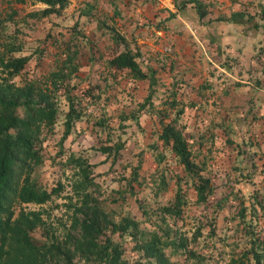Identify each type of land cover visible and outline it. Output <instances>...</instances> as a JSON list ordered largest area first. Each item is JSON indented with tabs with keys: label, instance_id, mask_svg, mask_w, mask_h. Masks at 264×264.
<instances>
[{
	"label": "trees",
	"instance_id": "1",
	"mask_svg": "<svg viewBox=\"0 0 264 264\" xmlns=\"http://www.w3.org/2000/svg\"><path fill=\"white\" fill-rule=\"evenodd\" d=\"M32 1L44 4L37 10L40 16L50 13L58 14L66 3V0ZM193 2L200 16L201 3L197 0ZM85 7L87 11H92V3L86 2ZM236 14L239 13H233V15ZM92 18L95 21L94 27L96 28V25L100 27L102 33L100 39H113V43L103 47L105 65L109 67L108 75H103L106 77L107 84L115 86L117 80L108 79L121 72V76L128 73V78L135 87L137 84L145 85V95L139 102V107L144 111L150 106L149 113L153 120L151 125L153 124L154 127L155 141L150 143V148L147 147L153 153L156 166H166L162 151L167 149L184 172V180H191L195 200L198 203H205L208 194L211 193L212 185L210 177L203 174L201 169L209 170H206V163L207 160L212 159L209 155L210 150L220 144L213 142V135L210 132L205 136L198 126L193 127L186 134L185 123L178 120L183 106H179L177 102L183 95L181 90L189 85V82L182 76L177 77L172 74L170 87L160 95L161 99L156 102L157 107L153 109L151 96L156 81L155 65L144 61L132 39H125L112 24L102 17L92 16ZM1 45L5 47V50L3 47L0 49V77L2 76L1 78L6 82L0 83V264H41L49 259H57L62 264H78L79 259L86 264H219L216 263L219 258L217 248H213L216 254L211 249L209 251L206 249V247H213V241H210V245H206L204 240V251L202 246H198L196 240L201 235L199 225H196L189 234L179 230L178 226L170 227V223H174L180 215L185 202L184 193L180 187V176L177 173L169 172L167 175L164 171H160L155 190L166 188L172 177L174 181L169 197L164 199L157 210L156 218L159 222L153 221L152 228L140 227V221L129 215H123L115 220L101 207L102 201L93 196L86 187L92 182V163H89L85 156L75 154L73 151L60 159L61 142L73 126L75 118L81 114L80 97L71 94L68 88L62 90V93L65 91L67 109L63 115V133L57 140V152L51 157V161L71 168L77 175L71 182L73 194L78 195L77 203H75L77 205L73 208L74 233H70L69 238L66 237L63 241L46 239L35 242L33 240L30 232L42 222L38 211L19 210L17 212L15 210L20 203H42L52 196H58L63 188L59 180L51 182L50 185H41L37 180L36 172L45 158L42 141L46 136L45 132L52 130L57 107L55 102H52L53 99L49 98L50 93L36 85L34 81L25 79L21 85L11 81L14 75L22 71L28 55L6 54L19 48V44L11 39H6ZM75 53L76 51L65 48L64 58L61 59L62 65L48 72V76H43L44 83L48 77L52 82V93L63 84L62 79L70 70L76 68L73 62ZM255 59L256 64L251 70V75L254 81L260 84L264 81V45L256 52ZM169 62L168 68L171 69L172 61L169 60ZM191 88L194 89L193 86ZM85 93L88 94L89 99L98 96L97 93L93 94L90 91V87ZM196 94L200 92L196 91ZM126 98L119 97L122 102H126ZM193 102L191 99L187 102L183 101V104L187 103L191 106L195 104ZM98 122L102 124L103 118H100ZM232 125H234L232 128L226 126L228 135L223 141L229 145L233 144L234 154H242L245 149L243 146L241 148L240 143L245 145L249 139L241 138L240 143H237L229 135V132L233 133L235 129V124ZM188 137L191 139L188 140ZM122 146V141H113L111 144L99 145L96 149L106 154L112 151L113 159ZM145 146L146 144L142 147L145 148ZM55 157L57 158L54 159ZM132 169L131 179L137 181L135 167L132 166ZM230 169L237 171L238 174L242 171L246 174L252 173L241 163H232ZM213 171H215L214 168ZM67 197L71 196L67 195ZM141 208L144 209V207ZM236 212L244 222H246L244 219L246 212L264 221V205L256 197H253L248 205L240 201ZM147 218L149 220L150 216L147 215ZM161 223L165 226H160ZM244 224L245 241L238 250L234 249L231 252L223 264H264V235L255 229L254 223L248 221L246 225ZM114 233L117 236L112 237ZM123 235L128 236L132 241L131 249L135 255L131 260L123 256L122 248L118 245ZM74 257L76 260H73Z\"/></svg>",
	"mask_w": 264,
	"mask_h": 264
},
{
	"label": "rangeland",
	"instance_id": "2",
	"mask_svg": "<svg viewBox=\"0 0 264 264\" xmlns=\"http://www.w3.org/2000/svg\"><path fill=\"white\" fill-rule=\"evenodd\" d=\"M81 3L82 0H66L60 13L40 16L37 10L44 6L40 2L0 0V49L3 47L5 50L1 43L6 39H11L19 44V48L11 52L5 51L6 54L28 55L22 71L14 75L11 81L17 85H21L25 79L34 81L36 85L50 93L49 98L53 99L52 102H55L57 107L52 130L45 132L46 136L42 141L45 158L36 169L37 180L41 185H50L56 180L63 185L58 196H52L42 203H20L15 211H38L42 222L30 232L35 242L46 239L63 241L66 237L69 238L70 233H74L73 208L77 205L75 203H77L78 195L73 194L71 182L77 175L71 168L51 161V157L57 152V140L63 133L62 121L67 109L65 91L62 93V90L68 88L71 94L80 97L81 114L75 118L73 126L61 142L60 159L63 155L73 151L75 154L85 156L87 161L92 163V182L86 187L93 196L102 201L101 207L115 220L123 215H129L140 221V227L152 228L154 227L153 221L159 222L156 218L157 210L164 199L169 197L174 181L172 177L166 188L155 190L160 171H164L167 175L169 172L177 173L180 176V187L184 193L185 202L180 215L174 223H170V227L178 226L179 230H184L189 234L196 225H199L201 235L196 240L198 246H202L204 251V240L206 245H210V241H213V247H206V249L208 251L211 249L216 254V250L213 249L216 247L219 251L216 263H225L231 252L234 249L238 250L246 239L243 234V223L244 225L248 221L254 223L255 229L264 235L262 219H256V215L246 212L244 215L246 222H244L236 212L240 201L248 205L253 197L264 205V175L246 174L244 171L238 174L233 169L229 170V156L224 157L225 162L220 161V171L214 167L215 171L213 168H206V170L209 169L207 171L201 169L203 174L210 177L212 189L206 202L198 203L195 200L191 180H184V172L167 149L162 151L166 166H156L153 153L149 150L150 143L155 141L154 127L153 124L151 125L153 120L149 113L150 106L144 111L139 107V102L145 95V89H143L145 85L137 84L135 87L134 83L129 80L128 73L124 72L122 76L120 72L118 75L109 77L108 80H117L115 86L107 84L106 77H103L109 72L107 70L109 67L105 65L103 57L105 54L103 47L113 43V39H100L102 36L100 27L97 25V29L94 27L95 21L92 16L102 17L108 22L107 19L110 20L109 17H112L111 10L109 7L99 6L98 10H96L98 7H94L92 11H87L84 3ZM118 31L121 29L118 28ZM134 41L139 44L138 48L143 55V60L153 65L161 66L162 61H165L170 54L168 49L157 48L153 40L140 42L135 39ZM151 45L152 48H150ZM67 47L69 50L76 51L73 60L76 68L70 70L68 75L62 79L63 84L52 93V82L49 81V77L45 83L42 79L43 76H48V72L62 65L61 59L64 58ZM193 66L194 74H197L194 84L198 85L201 83L202 75L204 79V68L199 69L200 66L196 63ZM1 77L0 83H5L6 80ZM171 78L165 70L159 69V73H155L156 81L151 96L153 109L157 107L156 102L161 99L160 95L168 88ZM220 78L219 74L214 73L212 80L209 81L215 88L214 94L217 93V95H220L219 88L216 86ZM88 87L93 94L97 93L98 96L89 99L88 94L85 93ZM205 90L203 93L210 92V90ZM123 96L127 97L126 102L119 99ZM209 99L216 100L217 97L212 95ZM206 101L208 103V100ZM200 107L204 108V104ZM190 110L186 112L190 115L195 114ZM196 113L204 116V111ZM190 115L186 114L184 117L187 119ZM100 118H103L102 124L98 122ZM113 141L123 143L113 159L112 151L106 154L96 149L99 145L111 144ZM132 166L135 167L137 181L131 179ZM67 195L71 197L68 198ZM147 215L150 216L149 220ZM160 226L164 227L165 224L161 223ZM115 236H117L116 233L112 234V237ZM131 242L130 238L125 235L118 241L123 256L130 260L135 255L131 249ZM73 260H76V257ZM77 263L86 264L80 259ZM41 264H62V262L49 259Z\"/></svg>",
	"mask_w": 264,
	"mask_h": 264
},
{
	"label": "crops",
	"instance_id": "3",
	"mask_svg": "<svg viewBox=\"0 0 264 264\" xmlns=\"http://www.w3.org/2000/svg\"><path fill=\"white\" fill-rule=\"evenodd\" d=\"M197 1L201 3L200 16L193 0H82L81 4L92 3V9L98 7L96 10L99 6L109 7L112 17L108 16V23L117 31L120 28L118 32L125 39L153 40L157 48L169 50L170 54L161 66L155 65V73H159V69L165 70L170 76H182L189 82L181 90L183 95L177 102L183 106L178 120H183L187 132L198 126L205 136L210 132L213 142L220 144L210 150L212 159L207 160L206 168L214 167L220 171V161L225 162L223 158L229 156L228 169L232 163H241L253 175L262 176L264 81L257 84L251 70L256 64V52L264 45V0ZM134 44L139 45L135 41ZM169 60L172 61L171 69L168 68ZM195 63L199 69L204 68V79L201 73L198 85L194 84ZM214 73L221 77L216 85L220 95L214 94L215 88L209 82ZM205 89L210 92L203 93ZM212 95L217 99H209ZM191 99L195 103L192 106L183 104ZM199 104H204V108ZM188 109L195 114L190 115L186 112ZM197 111H204V116ZM186 114L190 115L187 119ZM232 124L235 129L229 135L237 143L241 138L249 139L245 145L240 143L245 149L242 154H234L233 144L223 141L228 135L226 126L232 128Z\"/></svg>",
	"mask_w": 264,
	"mask_h": 264
}]
</instances>
